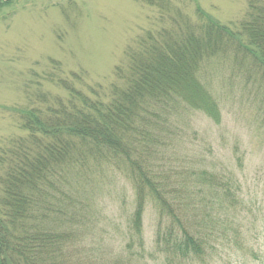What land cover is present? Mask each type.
Wrapping results in <instances>:
<instances>
[{"label": "rangeland", "instance_id": "rangeland-1", "mask_svg": "<svg viewBox=\"0 0 264 264\" xmlns=\"http://www.w3.org/2000/svg\"><path fill=\"white\" fill-rule=\"evenodd\" d=\"M258 8L263 18L264 0H168L166 9L157 0H0V211L21 152L43 157L27 139L21 114L65 102L61 79L112 93L111 85L128 77L129 56L139 53L144 36L170 30L176 16L199 28L205 22L199 10L211 16L215 32L245 45L241 25ZM239 58L217 40L198 65L214 112L178 106L159 119L169 127L156 133L160 143L131 157L152 171L186 229L200 235V254H173L159 236L164 225L152 197L138 212L127 164L112 154L94 160L91 149L80 153L87 157L83 171L68 161L56 168L47 162L41 173L44 158L38 159L30 172H39L30 183L38 186H23L27 197L50 190L47 211L39 208L32 224L65 237L69 264H264V73L248 71ZM61 138L57 149L64 150L69 137ZM22 141L26 149L18 147ZM13 185L12 192L17 180Z\"/></svg>", "mask_w": 264, "mask_h": 264}, {"label": "trees", "instance_id": "trees-1", "mask_svg": "<svg viewBox=\"0 0 264 264\" xmlns=\"http://www.w3.org/2000/svg\"><path fill=\"white\" fill-rule=\"evenodd\" d=\"M157 2L166 9L168 0ZM258 9L260 12H253L251 20L241 25L245 45L229 34L215 32L208 14L205 17L196 11L205 21V26L202 24L199 28L178 15L170 30L144 36L136 49L139 53L132 52L129 56L128 77L124 76L120 86L111 85L112 93L89 87L79 90L71 83L72 79L71 82L61 79L60 86L67 94L65 102L54 99V105L43 102L45 111L29 109L21 114L27 139L43 157L39 155L34 159L33 155L30 159L20 151V162L7 174L3 193L8 196L0 211V264H69L65 237L41 232L32 224L39 215V208L45 209L42 213L47 211L45 203L50 190L46 187L36 198L34 194L27 197L31 193L28 189L23 191V186H33L35 191L38 185L35 186L37 182L30 185L31 178L42 173L47 162L55 164L52 167L56 168L75 161L72 168L86 170L87 163L83 162L87 157L80 153L91 149L94 150L89 155L95 157L94 160L103 161L112 154L115 160L121 159L127 164L135 185L138 212L142 211L146 199L152 197L159 209V225H164L162 233L158 231L159 236L171 247L173 254L184 258L199 255L202 250L200 235L195 236L186 229L168 199L159 194L158 184L150 177L152 171L140 166L139 162H132L131 157L139 149L144 152L151 149L150 144L160 143L156 133L169 127L159 119H164L178 106L186 111L214 112L200 83L198 65L211 56L217 40L231 44L239 61L249 63L248 71L252 68L264 73V16L258 15L263 8ZM164 133L168 130H162ZM63 136L69 137L65 139L66 147L57 149ZM18 147L26 149L25 142ZM43 158L39 172L30 174L35 170L34 162ZM16 180L19 186L12 192Z\"/></svg>", "mask_w": 264, "mask_h": 264}]
</instances>
